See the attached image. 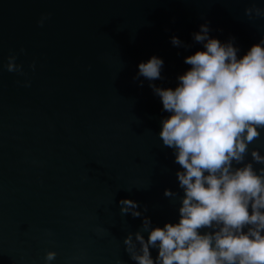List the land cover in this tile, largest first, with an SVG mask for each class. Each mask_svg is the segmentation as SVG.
Wrapping results in <instances>:
<instances>
[{
    "label": "water",
    "instance_id": "95a60500",
    "mask_svg": "<svg viewBox=\"0 0 264 264\" xmlns=\"http://www.w3.org/2000/svg\"><path fill=\"white\" fill-rule=\"evenodd\" d=\"M253 4L264 0H0V264H43L48 250L52 264H135L122 241L142 217L118 201L162 227L182 195L158 136L167 113L137 65L161 57L153 83L175 87L205 21L242 55L264 35ZM11 53L24 74L4 69ZM252 146L264 152V134Z\"/></svg>",
    "mask_w": 264,
    "mask_h": 264
},
{
    "label": "clouds",
    "instance_id": "9594fccd",
    "mask_svg": "<svg viewBox=\"0 0 264 264\" xmlns=\"http://www.w3.org/2000/svg\"><path fill=\"white\" fill-rule=\"evenodd\" d=\"M244 13L264 17V7L253 4ZM209 32L205 21L192 33L202 47L183 58L189 67L177 75L175 87L153 83L162 79L161 57L137 65L134 79L149 82L167 113L158 136L179 165L182 195L177 220L162 227L152 225L137 201H118L121 215L142 217L141 228L122 241L135 264H264V152L252 146L264 134V35L238 55L234 37L222 42ZM170 40L188 47L176 36ZM3 67L24 74L16 53ZM164 196L176 199L177 193L165 189ZM56 255L46 251L43 264H52Z\"/></svg>",
    "mask_w": 264,
    "mask_h": 264
}]
</instances>
